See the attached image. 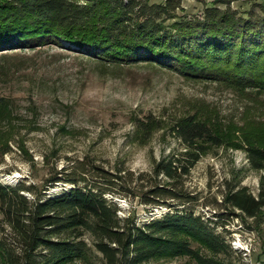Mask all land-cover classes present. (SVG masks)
<instances>
[{"label": "trees", "instance_id": "obj_1", "mask_svg": "<svg viewBox=\"0 0 264 264\" xmlns=\"http://www.w3.org/2000/svg\"><path fill=\"white\" fill-rule=\"evenodd\" d=\"M217 0L199 15L179 14L182 0H0V53L59 45L102 66L148 64L193 79L218 81L239 91L264 92V3L240 12ZM67 43V45H65ZM7 100L0 97V112ZM136 118L148 139L161 128ZM168 130L181 144L154 162L151 172L110 171L86 158L35 185L0 181V258L4 264H71L96 251L107 264H144L189 256L200 264H232L224 213L205 217L187 186L192 169L223 136L196 114L173 120ZM251 167L264 169V148L247 146ZM62 184L61 190L52 188ZM30 193L31 197L26 194ZM111 195L112 197L108 196ZM139 196L149 211L138 222L122 216L115 197ZM233 216L264 215V187H229L221 204ZM212 253L205 256L194 243Z\"/></svg>", "mask_w": 264, "mask_h": 264}, {"label": "rangeland", "instance_id": "obj_2", "mask_svg": "<svg viewBox=\"0 0 264 264\" xmlns=\"http://www.w3.org/2000/svg\"><path fill=\"white\" fill-rule=\"evenodd\" d=\"M165 2L166 0H150ZM217 0H182L179 14L199 15ZM264 0H233L240 12ZM67 45V43H65ZM0 181H19L44 188L53 173L89 158L116 172H151L154 162L181 144L168 130L186 114L206 120L224 138L192 169L187 186L198 194L196 208L205 217L227 214L220 226L232 252L220 256L232 264H264V215L233 216L221 204L229 187L247 186L255 195L264 187V169L251 167L247 146L264 148V92L239 91L218 81L193 79L160 66L124 64L102 66L59 45L15 49L0 53ZM155 118L161 128L148 139L136 118ZM14 176V182L6 180ZM62 184L52 188L61 190ZM31 197L30 193H26ZM109 197H112L108 194ZM122 216L138 222L159 215L149 211L139 196L115 197ZM0 232V240L3 239ZM93 248L90 259L71 264H107ZM205 256L212 253L194 243ZM0 264H4L0 258ZM144 264H200L194 258L156 259Z\"/></svg>", "mask_w": 264, "mask_h": 264}, {"label": "bare ground", "instance_id": "obj_3", "mask_svg": "<svg viewBox=\"0 0 264 264\" xmlns=\"http://www.w3.org/2000/svg\"><path fill=\"white\" fill-rule=\"evenodd\" d=\"M14 179H15L14 176H8V177L6 178V180H8L9 182H14Z\"/></svg>", "mask_w": 264, "mask_h": 264}]
</instances>
